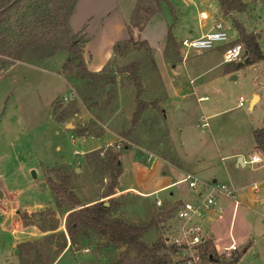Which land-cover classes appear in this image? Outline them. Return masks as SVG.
I'll return each mask as SVG.
<instances>
[{
  "label": "rangeland",
  "instance_id": "rangeland-1",
  "mask_svg": "<svg viewBox=\"0 0 264 264\" xmlns=\"http://www.w3.org/2000/svg\"><path fill=\"white\" fill-rule=\"evenodd\" d=\"M241 1L248 4L247 12L223 16L219 12L218 0H161L160 12L149 19V25L146 23V35L151 37L152 50L148 45L149 50L140 45L142 40L136 37L119 56L111 57L108 61L110 70L131 62L137 64L141 91L146 100L161 97L160 84L167 92L161 101L165 123L153 112L143 121L140 134H135L132 139L121 135L130 127L137 91L126 74L116 76L114 87L109 89L115 93V100L112 98L110 104L115 110L110 113L112 110L107 107L100 113V120L98 109L105 105L108 96L101 88L89 92L86 84L76 78L68 83L62 69L66 54L58 53L37 66L14 63L0 70V264H20L25 260V255H20V244L35 242L50 234L56 236L63 232L67 236L66 215L55 209L53 196L44 181L45 171L55 166L74 172L78 169L74 180L76 192L84 202L93 200L103 185L98 184L92 169L82 161L86 153L100 148L107 149L121 143L129 146L118 154L122 168L119 190L150 192L179 176L178 170L141 152L148 149L159 156L170 150L177 153L180 165L184 164L189 171L194 170L195 176L208 184L215 178L218 184L231 188L242 184L248 188L259 181L264 167L261 171H253L250 165L233 167L234 159L228 156L237 151L247 159L255 153L264 155L251 152L254 149L253 131L264 127V60L228 73L224 72L226 64L221 62V48L200 55L191 53L182 60L184 50L179 46L182 39L194 38L200 32L207 33L216 21H222L227 32L233 31L237 23L246 33L260 34L259 44L264 53V0ZM117 2L119 6L131 7L132 14L136 0ZM201 11L208 15L206 20L199 19ZM190 30L193 35L189 34ZM168 31L176 40L180 61L168 62L164 58L160 34L166 33V39ZM254 92L260 99L257 102L254 99L253 103H256L248 109V100ZM88 95L94 98L95 104L83 100ZM199 97H207V100L199 101ZM239 97L244 99L242 107H238ZM55 99L63 102V110L74 112L65 123H57L53 116L52 102ZM203 117L207 118L208 127L198 125L197 119ZM67 124L71 127L66 128ZM93 124L95 130H102L98 138L94 135L80 137L73 132L75 128ZM166 128L169 137L165 136ZM117 147L115 149L119 150ZM186 189L185 184L174 185L151 194V199L146 202L149 209L156 210L158 207L153 199L168 198L169 193L183 200L194 198L196 192L192 191L190 195L180 193ZM262 189L261 186L259 193L255 194L256 201L240 205L233 214L230 200L226 199L227 203L222 201L225 208L228 207V213L214 226L213 237L220 238L216 244L219 248L228 245V236L240 251L250 244L237 264H264V203L258 201L264 196ZM246 191L249 192L247 189L243 192ZM197 192L205 196L207 190L199 185ZM243 192L236 193V200H241ZM130 194L135 195L126 194L117 199L120 203L117 214L125 221L140 222L142 219L135 215L133 208L139 195ZM114 196L119 197L117 193ZM108 199L100 201L107 203ZM221 200L216 199V202ZM215 208L216 204L211 210ZM175 224L173 216L157 230H151L146 239L150 242L162 235L172 236ZM50 226L56 229L41 231V228L49 229ZM95 243L97 245L92 242L67 248L54 264H110L118 258L119 250L100 248L99 243Z\"/></svg>",
  "mask_w": 264,
  "mask_h": 264
},
{
  "label": "trees",
  "instance_id": "trees-1",
  "mask_svg": "<svg viewBox=\"0 0 264 264\" xmlns=\"http://www.w3.org/2000/svg\"><path fill=\"white\" fill-rule=\"evenodd\" d=\"M160 1L136 0L126 25L128 38L113 45L114 57L119 56L128 45L134 43L133 30L141 31L149 19L160 12ZM77 2L78 0H0V70L14 63L37 66L41 61L58 53H64L67 58L62 69L64 79L68 83L72 82V78H76L86 84L85 87L89 92L101 88L102 93L108 96L106 101L104 100L105 105L98 109L99 116L97 117L100 120L102 118L100 113L110 107L112 98L115 100V93L112 90L109 91V87H114L116 76L126 74L132 85L137 88L130 127L121 133L125 138L132 139L135 134H140L143 121L153 112L156 113L160 121L164 122L161 101L166 98V93L163 85L160 84L158 88L161 93L160 98L146 100L141 91L142 84L135 62L125 66H116L114 70H110L108 62L98 72L86 69L83 61V49L88 37L84 28L74 33L69 25L70 15ZM218 6L223 16L232 12L243 13L248 10V4L241 0H218ZM234 29L237 32L235 41L245 48L247 54L241 66L228 64L227 72L264 60V53L259 46L260 34L246 33L242 25L237 23L234 25ZM140 45L149 50L144 40L140 42ZM163 55L166 60L171 62L180 59L176 41L170 31L167 34ZM151 63L154 65L153 62ZM154 68L156 67L154 66ZM83 100H91L93 104L96 103L90 95L83 97ZM62 107L61 100L55 99L52 102L53 116L59 124L65 123L74 113L63 110ZM110 109L112 110L110 113L115 110L114 107H110ZM94 125L80 129L75 128L73 132L80 137L94 135L98 138L102 135V130H95ZM165 136L168 137L167 131H165ZM253 138L254 151L264 154V127L253 131ZM121 144H115L107 149L100 148L83 156L82 164L91 168L98 184L103 185L100 194L93 200L84 202L77 194L74 186L77 176L74 170L69 171L67 168L55 166L45 171L47 175L44 177V181L53 196L55 209L58 213L66 215L67 236L63 232L56 236L50 234L35 242L20 244V255L24 254L23 258L26 257L20 264H54L67 248H76L81 244L92 242L93 245H97L96 241L100 248L111 247L120 251L118 258L110 264H178L173 260L176 249L169 244L168 236L162 235L149 242L146 235L171 219L180 202L164 201L161 207L152 210L149 209L147 199L137 196L133 208L135 215L142 219L140 222L125 221L117 214L120 207L117 199H122L126 194L135 195L126 193L117 198L114 196L117 193L118 179L122 171L118 154L121 150L129 147L126 143ZM115 147L119 150H116ZM148 150L145 152L167 164L175 167L180 165L177 155L171 150L168 154L160 156ZM104 198H109L106 206L103 201H100ZM127 207L125 206V208ZM144 218L146 220H143ZM55 229V226H50L49 229L41 228V231H54ZM53 245L54 248H52ZM248 246L249 244L245 245L242 251L233 252L229 258H224L216 255L209 238L204 250L213 262L237 264L245 251L244 249Z\"/></svg>",
  "mask_w": 264,
  "mask_h": 264
},
{
  "label": "crops",
  "instance_id": "crops-1",
  "mask_svg": "<svg viewBox=\"0 0 264 264\" xmlns=\"http://www.w3.org/2000/svg\"><path fill=\"white\" fill-rule=\"evenodd\" d=\"M130 16H131V7L128 9V7L126 5L119 6L117 0H78L74 11L70 15L69 25H70L71 30H73V31H79L82 28H84L85 33L88 37V41L85 43V46L83 49V61L85 63V67L87 70H89L91 72H97L111 59V57H113V52H112L113 45L116 42L123 41V40H126L128 38V33H127L125 26L128 23ZM207 17H208V15H207ZM149 24H150V22L147 23V25H149ZM147 25L141 31L134 30L132 37L133 38L139 37L141 40H144L151 49V47H152L151 37L148 38L146 35ZM212 28H213V26H212ZM233 31H236V30L233 29ZM233 31H231L232 34H233ZM192 33H193V31L190 30L189 34L193 35ZM165 34L166 33L160 34V41L159 42H163V44H164L163 49H162V53H163V50L165 48V43H166V39H164ZM204 34H206V33L200 32L193 37L196 38V37L202 36ZM236 39H237V36H236ZM163 40H165V41H163ZM179 46H180V43H179ZM259 46H260V44H259ZM180 50H181V48H180ZM181 56H182V53H181ZM181 59L183 60V56ZM168 62H170V61H168ZM220 64L221 63H218L217 65H220ZM227 65L228 64H226V66L224 67V72H227L226 71ZM233 71L234 70L231 69L230 72H233ZM191 82H192V80L189 81V83H191ZM163 87H165V86L163 85ZM165 92H166V89H165ZM166 96H167V92H166ZM254 98L257 99L256 100V102H257L260 99V96L255 92L252 93L251 98L248 100V104H249L248 109H252L254 104L256 103V102L253 103ZM197 100L205 101V100H207V97H199ZM238 103H239V100H238ZM243 103H244V101H243ZM242 106H243V104H242ZM242 106L238 105V107H242ZM203 118L206 120V123L208 124L207 118L206 117H203ZM197 120H199L198 121V125H199V123L201 122L200 118ZM164 123H165V112H164ZM206 127H208V125ZM201 128H205V127H201ZM166 131H167V134L169 137V132H168L167 128H166ZM254 145H255V143H254ZM254 145H253V148H254ZM141 152L147 154L148 156L154 158L155 160H158V161L168 165V167H170V168L178 170L179 176L173 182L165 184V185L159 187L158 189H154L150 192H137L133 189L119 190L117 188V195H121V193L122 194L137 193L139 196H141L145 199H151L150 198L151 194L167 190L169 188H172L174 185L185 184V183H182L181 181L184 179L186 174H191L192 176H194L199 182L198 186L206 183V181L199 180L195 176V173L193 172L194 170L189 171L188 169H186L184 164L179 165L178 167H175V166H172L170 164H167V163L155 158L150 153H147L143 150ZM251 152H254V149H252ZM177 157H178V155H177ZM238 157H241L243 166H241L240 164L237 163ZM228 158L234 159L235 164L233 167L246 168L247 165H250V166H253V168H252L253 171H261L264 167V163H250L249 162L250 156H248V159H247L239 151L228 156ZM258 180H259L258 182H253L252 184L256 183L258 185V193L260 191V187L262 186L263 187L262 193L264 194V174H261ZM213 183H217L215 178L212 180V184ZM250 186H248L249 189L247 188V185H244V184H242L241 186H236V188L232 187L233 189H235V195L238 191L243 192L246 189L249 190V192H251V193H249L248 191H246L245 193L243 192L244 195L241 198V200H237L238 206L236 208H238L240 205H242V206H244L246 204L249 205L250 203L257 200V197L255 198L256 193H254L250 189ZM180 193L190 195L193 192L190 191L189 189H186L185 191L182 190ZM198 193H200V192H198ZM189 197L190 196H188L187 198H189ZM216 199L217 200L223 199V200H221L220 203L215 202L216 208L214 209V211L210 209L209 212H207L204 220L201 223L204 226V228L207 230V232L210 236V241L212 242V245L218 247L219 245L216 244L215 241L216 240L219 241L220 238L213 237L214 236V226H216V224L218 223L219 220H222L225 218L226 214L228 213V207L225 208V204H222V201L226 202L225 198L218 197ZM258 199H259L258 200L259 203H262V204L264 203V196H262V198H258ZM155 200L156 199H153V201H155ZM158 200H161V201L168 200L171 203H175V202H181L183 200V198H179V197L174 198L172 193H169L168 198H163V199H158ZM230 205L232 207L231 210H232V214H233V212L235 211L236 208H234L233 202L231 204V201H229V206ZM231 217H232V215H231ZM230 228H231V224H229L228 231L230 230ZM228 237H229V240L231 242L232 238H230V236H228ZM225 246H227V245H225Z\"/></svg>",
  "mask_w": 264,
  "mask_h": 264
},
{
  "label": "built area",
  "instance_id": "built-area-1",
  "mask_svg": "<svg viewBox=\"0 0 264 264\" xmlns=\"http://www.w3.org/2000/svg\"><path fill=\"white\" fill-rule=\"evenodd\" d=\"M200 20L207 19V14L204 11L198 14ZM232 32H227L222 21H217L213 28L206 34L196 38H184L180 42V48L184 50L183 59L189 54L194 53L200 55L204 52L221 48L222 49V63L237 64L243 62L246 57V50L235 39L232 38ZM243 98H239V106L243 104ZM199 125L206 127L208 124L204 118H200ZM250 163H264V155L259 153L250 156ZM185 183L188 189L196 192L194 198L182 200L174 211L175 230L174 234L168 237V242L176 249V254L173 260L178 264H222L213 262L212 258L204 250L206 242L210 236L207 230L202 225L207 212L215 204L216 198L223 197L234 203V208L238 206L236 200L235 189L228 187L225 184L218 183H204L201 184L207 193L202 196V193L197 192L198 180L191 174H186L181 181ZM254 192H258V185L256 183L250 186ZM164 201L156 199L154 204L156 207H161ZM217 256L229 258L233 252L239 251L237 246L231 239L230 244L221 248L212 245Z\"/></svg>",
  "mask_w": 264,
  "mask_h": 264
},
{
  "label": "water",
  "instance_id": "water-1",
  "mask_svg": "<svg viewBox=\"0 0 264 264\" xmlns=\"http://www.w3.org/2000/svg\"><path fill=\"white\" fill-rule=\"evenodd\" d=\"M232 38L233 39H235L236 38V36H237V32L236 31H233V34H232ZM242 65V62H239V63H237V66L239 67V66H241ZM234 78V77H233ZM110 88V87H109ZM255 99V98H254ZM253 101V100H252ZM68 127H71V125L70 124H67L66 125V128H68ZM237 163L238 164H240L241 166H243V163H242V160H241V157H238V159H237ZM79 170L78 169H75V172H78ZM104 205L106 206L107 205V203H104ZM17 252L18 251H16V254H17Z\"/></svg>",
  "mask_w": 264,
  "mask_h": 264
}]
</instances>
